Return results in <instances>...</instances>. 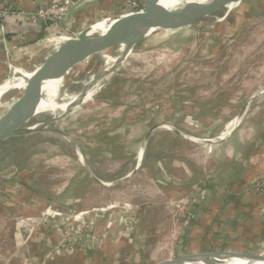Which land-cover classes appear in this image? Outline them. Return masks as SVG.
Segmentation results:
<instances>
[{
  "label": "rangeland",
  "instance_id": "obj_1",
  "mask_svg": "<svg viewBox=\"0 0 264 264\" xmlns=\"http://www.w3.org/2000/svg\"><path fill=\"white\" fill-rule=\"evenodd\" d=\"M224 14L225 12L177 36L160 37L153 47L127 60L119 71L100 82L99 84H103L101 91L94 95L90 105H83L64 117L63 114L67 112L56 109L35 113L33 118L24 124L23 129L40 128L41 131L9 135L0 139V169L23 163L29 155V145L38 141L50 140L57 144L58 148L49 145V153L43 155L45 161L40 162L33 172L35 178L46 187L53 188V192L49 190L52 195L69 186V179H78L77 184L72 182L70 188H73L74 195L83 193L84 197L75 211L69 213L62 210L63 213L67 212L64 214L66 216L50 219L44 217L45 211L41 212L36 204L32 206L26 203L28 214L23 211L25 209L21 210L22 208H8L6 202L9 193L13 192L6 189L11 186L0 188V264H47V260L50 262L48 264H113L107 256L110 255L109 247L115 249L114 246L110 245L105 249V257L103 245L107 239L114 242L133 240L134 243L136 226L129 228L127 225L120 229L119 233L110 234V237L109 234L106 235L104 229L108 225L115 229L124 221L121 215L115 212L92 213L94 208L100 210L105 204L138 207L139 220L144 214L150 217L148 223L146 221L150 232L163 218L164 211L170 210L171 221L175 224L169 223L155 237V244L149 249L151 254L148 255L156 258L153 262L176 256L172 254L171 247L176 248L174 241H178L183 232L184 227L178 230L177 226L186 222L183 211H186L187 205L182 203L184 200L177 201L175 205L172 201H166V198H161L157 193L158 189L154 190L153 183L138 176L109 189L89 183L87 176L81 178L78 174L82 172V167L77 162L72 146L67 140L56 136L52 129H69L76 133L78 141L95 144L99 136L101 138L98 140L102 141L103 136L110 135L117 128L132 126L140 129L142 124L151 127L157 123H152L153 121H172L165 119L166 116L177 113L179 118L175 121L185 134L197 138L223 136L227 132L228 124L239 114L248 99L264 88V0H247L222 20ZM48 46L51 49H47L46 55L53 52L55 47L53 42ZM30 77L31 75L28 76ZM89 84L90 79L87 77L78 83H68L64 86L61 84V102L83 93L85 86ZM263 98L264 94L251 103L244 118L253 105L262 103L259 99ZM106 100L121 105L110 113L105 111L107 108H96L95 104ZM88 109L90 111L84 114ZM186 119L190 122H186ZM52 120L54 121L49 125ZM42 123L48 124V129L40 127L39 125L43 126ZM96 132L98 137L92 136V133L94 135ZM163 132L174 134L163 129L156 130L147 150L150 149L152 140L166 144L169 142L174 144L176 149L185 146L183 142L186 140L177 138L181 139V142L171 137L167 139ZM144 136L145 134L131 147L140 146ZM174 137L178 136L174 134ZM130 138L132 136L119 134L113 137L116 143L121 141L129 147L130 143L134 142ZM186 148L185 146L183 149L186 151ZM33 152L37 154L38 149ZM136 153L129 151L127 160H135ZM54 163L58 166H54ZM49 164L52 166H48ZM162 186L160 185V188ZM66 195L69 198V193ZM29 206H32V210L28 209ZM49 236L55 237L59 242L55 244ZM66 240L67 243L74 241L70 253L64 251L55 254L54 250L66 245ZM48 243L49 251L46 248ZM3 254L10 256L6 258L8 261L4 259ZM13 254L15 255L12 256ZM31 255H35V258L29 260L28 256ZM42 256L44 259L40 260ZM124 256L126 261L123 259L119 264H141L131 262L134 259L132 255ZM11 257H15L17 261L11 262Z\"/></svg>",
  "mask_w": 264,
  "mask_h": 264
},
{
  "label": "crops",
  "instance_id": "obj_2",
  "mask_svg": "<svg viewBox=\"0 0 264 264\" xmlns=\"http://www.w3.org/2000/svg\"><path fill=\"white\" fill-rule=\"evenodd\" d=\"M94 1L95 3L90 5L81 17H79V14L74 15L68 25L62 22L59 25L52 26L37 24L32 26L18 20H9L5 24L8 29V35L13 43L18 44V46L12 54L13 58H9L8 55L0 53V82L11 72V61L14 63H29L32 60L46 56L47 49H51V47L48 46V40L45 41V39L60 35L63 33V28L66 27L76 31L90 22L99 20L107 15L124 12L120 2L117 0ZM49 3L50 0H3L0 1V6L6 4L13 5L20 13L35 14L38 9L48 6ZM16 15L21 14H15L13 16ZM37 38H39L38 42H36ZM25 82H20L16 79L14 82L4 85L0 88V95L10 87L23 88ZM259 100L262 103L253 105L237 131L229 140L220 145L209 147L194 145L184 141L183 145L187 147L185 151L183 149L185 146L176 149L174 144H169V142L166 144L163 141H151V147L146 151L144 164L136 176L145 178L147 181L153 183L155 185L154 190L158 189L157 193L160 194L161 198H166V201H172L174 205L177 201L191 199L192 197L198 198L196 207L190 208L194 214L193 219L186 221L181 226L180 224L177 226L178 230L182 226L184 228L178 241H174L176 248L171 247L172 254L177 256L224 250L241 252L264 247V189L259 192L252 190L256 183L264 182V98ZM89 111L88 109L84 114ZM178 118L179 115L177 113H172L171 115H167L165 119L175 121ZM160 121H153L152 123H158ZM77 127L75 128L78 129ZM149 127L150 125L142 124L140 129H135L132 126H129V128H117V130H112L113 132L110 135L103 136L102 141L104 143L110 142V145L104 144L105 148H109L114 144V148L117 150L127 151L129 149V151L136 153L139 146L127 148L128 146L121 141L116 143L113 137L118 134L128 135L132 136L130 139L136 142V140H140L141 136L148 131ZM87 129H89L88 126ZM94 135L92 133V136ZM92 136L88 135V137ZM163 136L167 139L171 137L181 142L183 140L177 139L180 138L179 136L174 137V134L166 132H163ZM154 138H156V135ZM99 141L97 138L96 142ZM126 143L128 144L129 142ZM88 145L91 146L93 144L88 143ZM46 147H49V145H46ZM101 159L102 157L97 155H94V160L91 159L94 165L98 167L99 171L97 175L100 177L110 176L111 172L117 169L119 173L127 175L135 163L134 159L132 162L128 161L126 156L119 157V159L113 157L109 158V160ZM50 164L48 166H52ZM54 164V166H58L57 163ZM8 169L13 171L15 169L14 164ZM78 174H80L81 178L86 177L82 172ZM86 180L98 186L89 177ZM76 181L74 182L76 183ZM69 183L71 186L72 179L68 180ZM160 185L163 186L160 188ZM7 186H11V188L6 190L13 192L9 193V199L6 202L8 208L15 210L14 208L16 207V209L22 208L21 210H23L27 204L32 206L36 204L42 212L50 205L47 201L36 197L21 186L15 187L12 183H4L0 180V188H6ZM48 188L53 192V188L51 189L49 186ZM65 188L60 189V192ZM60 192H56L55 195L60 194ZM72 192L73 188H70L69 198L66 195L63 199L79 197V194L74 195ZM13 194L15 195L12 196ZM32 206H29L30 208L28 209L32 210ZM104 206L108 205L105 204ZM56 208L66 210L59 207ZM26 210L23 211L26 213ZM164 212L163 218L158 221L154 230L151 232L150 227L148 225L146 226L150 220L149 215H142L139 223L135 227L134 243H132L133 240H128L132 244L126 241L114 242L107 239L108 241L105 242V245L101 244L104 246V250H102L103 255L105 257L107 256L105 249L112 245L115 249L109 247L110 255L107 257H109V260L111 259L113 264H119L123 259L126 261L124 255L134 256V259L131 261L134 263L141 262V264H148L153 262L154 259L156 260L153 256L148 255L151 254L149 249L155 244L153 240L169 223L170 225L174 223L171 221V211ZM95 226L98 227V225ZM109 226L104 229V233L106 235L109 234V237L110 234H114L115 232L119 233L120 229L124 227V225H118L119 228L113 229ZM112 226L115 227V225ZM49 237L55 244L59 242L55 237ZM109 240L111 241L110 243ZM49 247L48 243L46 245L48 251ZM126 248H128L127 251ZM3 257L8 261L6 258L10 256L3 254ZM28 258L32 260V258H35V255L28 256ZM41 259H44V256ZM9 260L13 263L17 261L15 257H11ZM46 263L48 264L50 262L47 260Z\"/></svg>",
  "mask_w": 264,
  "mask_h": 264
},
{
  "label": "water",
  "instance_id": "obj_3",
  "mask_svg": "<svg viewBox=\"0 0 264 264\" xmlns=\"http://www.w3.org/2000/svg\"><path fill=\"white\" fill-rule=\"evenodd\" d=\"M133 1L139 5L140 10L113 13L99 20L92 21L76 31L69 29L71 32L75 31L74 33H77L78 36L51 37L45 39V41L48 40V43L53 42L55 45L53 48L54 51L50 54L32 60L29 63L10 62V76L5 77L0 82V88L10 82H14L19 77L17 75L19 72L29 74L31 77L26 80L23 88L10 87L0 95V137L41 131L40 128L26 130L23 127L29 119L33 118V114H29L32 106L45 96L44 86L46 82L61 80L62 86H64L68 83H78L86 77L90 79V83L93 86L86 87V90L81 94L83 99L78 103L80 107L84 104L83 100L87 97L88 92L96 84L107 80L115 72L119 71L127 60L153 47L154 43L160 37L170 38L177 36V34L195 28L206 20L217 18L223 12H225L222 17V20H224L230 15L232 10L247 0H207L202 3L183 2L175 10L160 5L162 0ZM94 3V0H80L69 11L63 21L64 24L68 25L74 15L79 14V17H81L84 11ZM12 19L32 26H35V24L43 25L37 17L27 14L8 16L5 19V24ZM104 21L110 22L108 30L105 33L93 32V27ZM5 39L6 43H0V53H4L9 58H13L12 54L18 44L13 43L12 39H10L7 28ZM38 41L39 38L36 39V42ZM262 94H264V88L248 99L239 114L232 120L227 132L223 136L216 138H197L185 134L179 128L176 121L167 120L152 125L145 133L136 153L133 168L127 175L119 173L117 169L111 172V177H100L97 175L99 169L91 159L94 160V155L107 160L112 157H127L129 149L127 151H120L114 148V144L109 148H105L104 144L110 145V142L104 143L103 141L89 146L78 141L74 131L64 128H53L52 130H55L58 136L63 138V140H67L72 146L77 162L82 167V173L87 175L97 185L109 189L123 184L139 174L144 164L148 144L156 130H167L186 141L201 146L214 147L220 145L229 140L237 131L251 103ZM78 105L74 108H79L77 107ZM119 105L121 104L106 100L101 102L96 108H110ZM75 109L69 113H73ZM69 113L63 114V117ZM53 121H50L49 125ZM185 121L190 122L189 119ZM41 127L48 129V124ZM134 143H130V147L135 145ZM46 145L59 147L50 140L38 141L33 145H29L27 151L29 155L25 161L20 165L15 163V169L13 171H10L8 166L7 168L0 169V180L4 183H12L15 187H23L36 197L47 201L50 204L49 206L75 211L84 199L83 193L73 199H63L70 191L69 183V186L60 192V194L52 195L50 193L51 191H49L50 189L35 178L33 174L39 163L45 161L46 158L43 155L49 153V147H46ZM130 147L128 146L127 148ZM35 149H38L37 154L33 152ZM29 168L32 170H29ZM72 182L74 183L73 179ZM233 260L246 261V264H264V247L241 252L224 250L184 254L148 264H225L226 262L231 263Z\"/></svg>",
  "mask_w": 264,
  "mask_h": 264
},
{
  "label": "built area",
  "instance_id": "obj_4",
  "mask_svg": "<svg viewBox=\"0 0 264 264\" xmlns=\"http://www.w3.org/2000/svg\"><path fill=\"white\" fill-rule=\"evenodd\" d=\"M3 1V0H0ZM80 0H50V3L48 6L44 8H40L36 11L35 14H27L30 16L37 17L44 26H52V25H59L61 24L69 11L79 2ZM120 2L121 8L124 12L129 11H138L139 5L133 1V0H117ZM15 14H23L16 10V8L13 5H4L0 6V43H6L5 39V33H6V26H5V19L8 16H12ZM26 15V14H25ZM65 36H72L77 37V33L71 32L68 28H63V33L60 35L54 36L52 38H58V37H65ZM231 126V123L228 124L226 127V130H228ZM264 189V182H258L256 183L252 190L255 192H259ZM183 204L185 203L186 211L184 209V217L186 221H190L193 219L194 214L191 211L190 207L192 204L198 203L197 197H192L191 199H187V201H183ZM44 217H49L50 219H56L59 217H64V215L67 212H64L61 209H58L54 206L47 207L46 210H44ZM69 213L73 212L72 210H66ZM93 212H97L98 214L102 213H108V212H115L121 215L123 219L124 227L129 226V228L133 225H137L139 223V217H140V209L138 207H132L131 205H110V206H104L102 209L94 208ZM263 219H264V209H263ZM68 240V239H67ZM66 245H61L60 247L56 248L54 250L55 254H61L62 252H69L72 250V246L74 244V241L71 240Z\"/></svg>",
  "mask_w": 264,
  "mask_h": 264
},
{
  "label": "bare ground",
  "instance_id": "obj_5",
  "mask_svg": "<svg viewBox=\"0 0 264 264\" xmlns=\"http://www.w3.org/2000/svg\"><path fill=\"white\" fill-rule=\"evenodd\" d=\"M205 1H207V0H182V1H180V0H162L160 2V5L168 8V9L175 10L183 2H201L202 3ZM109 23H110L109 21H104V22L94 26L92 30H93V32L105 33L109 28ZM17 75H19V77L16 79L19 80L20 82L26 81L28 79V76H29L28 74H23L22 72H19ZM61 84H62L61 80L46 82L45 86H44L45 96L41 100H39V102L35 103L32 106L31 110L29 111V114L32 115L35 113L48 111L50 109H56V110H59L62 112H67V113L73 111L75 109L74 107L76 105H78V103L83 99L82 98L83 96L81 95L82 92L80 94H76V95H73V96L67 98L66 101H64V102H61V100H60V86H61ZM101 85H103V84H99V83L96 84L88 92L87 97L85 98V100H83L84 101L83 105H88L92 102V98L94 97V95H96L97 93H99V91H101ZM88 86H93V84H89L85 87H88ZM77 107H79V105ZM0 127H1V124H0ZM40 127H41V125H40ZM35 128H37V127H35ZM53 131L55 132V130H53ZM56 135H58V134L56 133ZM2 138H4V137H0V139H2ZM225 264H246V261L233 260V262H231V263L226 262Z\"/></svg>",
  "mask_w": 264,
  "mask_h": 264
},
{
  "label": "flooded vegetation",
  "instance_id": "obj_6",
  "mask_svg": "<svg viewBox=\"0 0 264 264\" xmlns=\"http://www.w3.org/2000/svg\"><path fill=\"white\" fill-rule=\"evenodd\" d=\"M96 105L98 106V105H100V104H95V106H96ZM97 106H96V107H97ZM116 108H117V107H110V108L105 109V111H106V110H107V112H108V111H112V110H115ZM113 112H114V111H113ZM96 134H97V133H96ZM96 136H97V135H94V137H96ZM97 137H98V136H97ZM99 137H100V136H99ZM99 137H98V138H99ZM100 138H101V137H100ZM86 176H87V175H86Z\"/></svg>",
  "mask_w": 264,
  "mask_h": 264
},
{
  "label": "trees",
  "instance_id": "obj_7",
  "mask_svg": "<svg viewBox=\"0 0 264 264\" xmlns=\"http://www.w3.org/2000/svg\"><path fill=\"white\" fill-rule=\"evenodd\" d=\"M194 207H196V203L192 204L190 208H194Z\"/></svg>",
  "mask_w": 264,
  "mask_h": 264
}]
</instances>
